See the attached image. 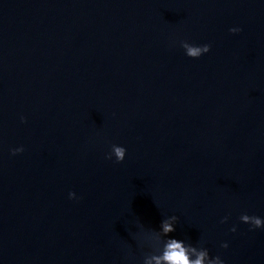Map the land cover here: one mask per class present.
Returning a JSON list of instances; mask_svg holds the SVG:
<instances>
[{"label": "water", "instance_id": "1", "mask_svg": "<svg viewBox=\"0 0 264 264\" xmlns=\"http://www.w3.org/2000/svg\"><path fill=\"white\" fill-rule=\"evenodd\" d=\"M0 264H264V0H0Z\"/></svg>", "mask_w": 264, "mask_h": 264}]
</instances>
